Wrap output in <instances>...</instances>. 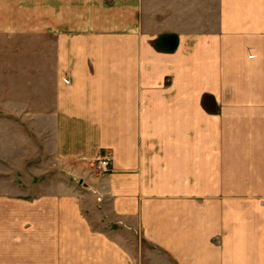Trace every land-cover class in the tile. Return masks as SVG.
Returning a JSON list of instances; mask_svg holds the SVG:
<instances>
[{"label": "crops", "instance_id": "1", "mask_svg": "<svg viewBox=\"0 0 264 264\" xmlns=\"http://www.w3.org/2000/svg\"><path fill=\"white\" fill-rule=\"evenodd\" d=\"M0 36V264H264V0H0Z\"/></svg>", "mask_w": 264, "mask_h": 264}, {"label": "rangeland", "instance_id": "2", "mask_svg": "<svg viewBox=\"0 0 264 264\" xmlns=\"http://www.w3.org/2000/svg\"><path fill=\"white\" fill-rule=\"evenodd\" d=\"M4 42H5V38L0 36V43L3 44ZM7 49H8V46H7ZM6 67H8V53H5L2 50H0V72L3 69H4V71L7 72L8 69ZM3 75L5 76L6 73ZM0 76H1V74H0ZM0 83L8 85V78L5 79V77H4V79H3V77L2 78L0 77ZM7 116H8V97L0 96V119L7 121L8 120ZM5 130H8V128H6ZM0 166H1V169L8 171V166H6V167H3L2 165H0ZM94 167H95V164H94Z\"/></svg>", "mask_w": 264, "mask_h": 264}, {"label": "built area", "instance_id": "3", "mask_svg": "<svg viewBox=\"0 0 264 264\" xmlns=\"http://www.w3.org/2000/svg\"><path fill=\"white\" fill-rule=\"evenodd\" d=\"M111 155L109 153L100 154L95 163V169L98 172H108L111 169Z\"/></svg>", "mask_w": 264, "mask_h": 264}, {"label": "water", "instance_id": "4", "mask_svg": "<svg viewBox=\"0 0 264 264\" xmlns=\"http://www.w3.org/2000/svg\"><path fill=\"white\" fill-rule=\"evenodd\" d=\"M163 40L165 41V47L170 50H174L177 47L178 39L174 35H168L166 37H163Z\"/></svg>", "mask_w": 264, "mask_h": 264}]
</instances>
